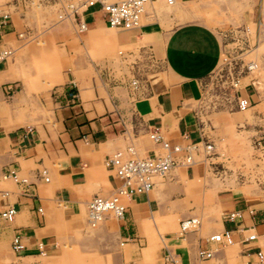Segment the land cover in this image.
<instances>
[{
    "label": "crops",
    "instance_id": "obj_1",
    "mask_svg": "<svg viewBox=\"0 0 264 264\" xmlns=\"http://www.w3.org/2000/svg\"><path fill=\"white\" fill-rule=\"evenodd\" d=\"M162 1L152 0V3L162 5ZM177 4L178 1L171 10L176 13L182 12ZM248 13L250 21L264 30L263 0H255ZM84 18L88 29L82 34V38L80 35L73 37V44L76 46H80L77 41H82V45L91 46L100 37H104L110 43L111 41H116L118 45L137 43L135 45L140 48L149 36L143 35L140 38L142 25L129 31L115 29V33L105 26L100 13L92 9L84 13ZM65 24L59 22L57 28L60 31L59 35L63 37L66 34L64 28L68 27ZM104 31L109 32L105 35L102 33ZM14 35L16 33L10 18L8 24L0 26V43H7L12 38L18 41L19 38H14ZM149 40L152 41L146 51L149 59L143 61L142 68L141 65H135L138 69L131 72L132 78L123 76L121 78L123 80L117 81L106 74L103 80L102 77H98L100 83L92 78L88 86L74 80L72 84L66 83L54 88L51 96L53 105L51 125L41 123L30 126L29 112L24 115L20 103L24 98L28 99L27 80L11 63H7V59L0 61V90L4 87L2 85L7 83L9 86L13 81L21 83L18 92L20 95L12 96L8 104L0 105V126L3 127L0 129V176L3 172L12 170L18 177L22 175L27 179V184L19 185L11 179L1 178L11 181L14 185V190L0 191V212L7 206L15 210L11 221H6L0 216V239L12 237L18 232L23 246L17 252L10 250L14 257H45L47 253L55 251L56 212L64 205L66 209L64 212L77 213L83 205L85 208L92 196L111 194L116 181L103 166V159L128 143L134 145L140 152L148 154L156 152L158 145L152 143L146 135L151 128L158 129L160 135L167 141L169 151L174 145L184 147L188 143H198L203 139L212 141L215 149L218 147L221 151L226 146L223 138L214 142L206 135L193 105V101L200 95L202 80L213 71L220 57L221 43L216 32L201 22L188 20ZM74 48V53L89 54L81 48ZM64 49L61 48L60 55L66 62L67 54H64ZM117 54L122 56L121 51ZM68 59L70 61L71 58ZM62 63L64 68L71 70L67 63ZM158 63H161L168 73L165 81L159 80L156 76L150 80L147 78V75L153 76L160 72L156 68ZM147 66L150 70H147ZM34 67L36 73L43 78L48 76L42 82L45 88L60 84L65 79L58 66L51 69L43 63H35ZM157 84L162 86L157 88ZM257 93L255 87L248 83L237 90L238 97L248 99L250 103L248 109L259 104ZM12 108L14 111H9ZM246 112L248 111L238 113L249 116ZM222 119L224 121L226 118ZM230 121L226 119L224 122ZM22 125H25L23 129L8 131ZM233 127L232 121L230 125H225L226 129ZM200 162L201 160L196 161L181 169L173 168L164 179H170L173 182L171 186L175 187L174 183L178 182L176 177L182 174L181 179L183 176V180L192 182L190 187L201 188L205 182L202 178L203 172L209 173V168L213 171L215 166L208 163L201 167ZM42 170L44 175H41ZM20 172L22 174L19 175ZM44 177L47 180H44ZM215 180L218 181L217 178ZM157 182L149 191L152 194L150 199L146 194L133 195L125 199L122 218L116 220V225L114 223L109 226L112 229L117 227V236L121 239L122 245L127 244L131 247L133 244H139L141 238L138 235H143L147 239V246L140 247L141 251L138 247L137 251L128 250L129 254L125 255L122 250L120 261L128 264L131 261L132 263L137 261L136 264H160L158 259L162 260L165 252H170L167 248L169 246L171 254L176 256L179 264H201L210 260L214 264H226L225 247H216L207 241V238L216 232L230 230L235 242L234 250L239 258H246L245 264L254 263L255 260L264 263V198L251 201L243 194H235L231 187L216 190L214 196L221 213L219 209H213V216L221 215L205 227L203 235H197L201 226V218L198 215L180 217L178 214L170 213L167 214V219L162 221L155 215H150V212L157 208V204L163 203L162 194L154 188ZM219 182L221 185L225 184L223 181ZM213 186L214 180L211 181L210 188ZM82 211L83 208L80 212ZM230 214L235 217L229 219ZM108 217L109 215H105L96 227ZM142 218L144 227L143 229L141 227L142 231L139 232L136 229V220ZM188 218H195L198 222L193 230L175 238L162 235L167 231H174L176 225L178 234L180 221ZM87 226L90 227L88 224ZM245 230L254 232L256 239L244 241ZM181 240H185V244H182ZM38 244L44 250V255L38 253ZM160 244L163 247L156 252ZM208 248H214L211 255L199 259L198 250ZM258 251L262 255L261 259L256 254ZM119 260L114 259L115 264H121Z\"/></svg>",
    "mask_w": 264,
    "mask_h": 264
},
{
    "label": "rangeland",
    "instance_id": "obj_2",
    "mask_svg": "<svg viewBox=\"0 0 264 264\" xmlns=\"http://www.w3.org/2000/svg\"><path fill=\"white\" fill-rule=\"evenodd\" d=\"M55 1L34 0L38 6L36 7L27 5L28 2L16 5L14 0H0V13L8 11L16 35L17 33L22 34V37L14 35V38H19L18 41H14L15 39L12 38L4 43L13 49L7 63H11L18 72H21L29 85L26 91L28 99L24 98L20 103L22 104L21 108L24 109V115L29 112L31 127L41 123L51 125L53 108L51 96L54 88L66 83L72 84L74 80L81 81L80 83L84 86H88L92 78L95 82L100 83L98 77H102L103 80L106 74L114 80H123L121 79L123 76L132 78L131 72L138 69L135 65H141L140 68H142L143 61L149 59L146 53L147 46L152 43L149 39L165 34L178 23L188 20L198 21L216 32L221 43V53L216 67L202 80L200 95L193 101V105L198 113V121L206 135L210 136L214 142L223 138L226 146L222 151L217 147L215 151L222 152V154L216 153V157L206 159L204 162H202L201 156L197 158V160H201V167H205L209 162L210 166H215L213 171L209 168V173L203 172L202 178L205 182L201 188L190 187L192 182L183 180V176L181 179L182 174L176 177L178 182L174 183L175 187L171 186L173 182L170 179L155 181L157 183L154 188L162 194L163 203L157 204V208L151 211L150 215H155L159 221L166 220L167 214L170 213L178 214L180 217L198 215L201 218V226L196 234L203 235L205 227L221 215L213 216V209H219L221 213L214 196L216 190L226 187V189H230L231 187L235 194H243L251 201L264 198V152L258 150L256 145L257 141L264 144V30L258 28L248 17V12L255 0H175L170 5L164 1H162V5L153 2L152 5L146 7L141 20L142 27L141 25V28L139 27L141 29L140 38L143 35H149L140 48L135 45L137 43H133V45H118L116 41L110 43L104 37H100V41L98 39L91 46H89L90 44L82 45V41H77L80 46L74 45L73 37L77 35L74 34L69 23L66 22L68 27L64 28L65 36L59 35ZM177 1V7L179 6L182 12L176 13L171 10ZM104 24L108 26L106 23ZM109 28L115 32V28ZM80 37L82 38V34ZM74 47L81 48L89 54L74 53ZM61 48H65L66 62L60 55ZM120 51L122 56L117 54ZM62 62L67 63L71 70L64 68ZM35 63H43L51 69L58 66L65 77L64 81L45 88L42 82L48 76L43 78L36 73ZM251 63L256 66L249 70L247 65ZM149 68L147 66V70H150ZM156 68L160 72L153 76L147 75V78L150 80L156 76L159 80L165 81L168 78V73L164 66L158 63ZM246 83L252 84L259 94L256 97L259 104L246 110L249 116L238 113L240 111L237 112L236 106L237 90ZM8 85L9 83L1 87L0 105H6L12 96L20 95L18 94L21 89L19 81L10 83V89L5 91V87ZM160 85L157 84V88H160ZM9 111H14V109H9ZM223 117L231 120L234 127L226 129L225 125H230L231 121L225 123L226 119L223 121ZM24 127L25 125H22L8 131ZM1 128L3 127L0 126ZM20 176L22 177V175ZM1 178L2 176H0V191L14 190L11 181ZM216 178L218 181L215 180ZM212 180L215 181V186L210 188ZM219 180L225 184L221 185ZM146 195L150 199L152 194L149 192ZM163 205L164 207H162ZM81 208H83L82 213L80 212ZM81 208L77 213L64 212L66 209L62 205L56 212L54 234L57 247L55 251L47 253L45 257L16 258L9 249L11 239L9 236L0 239V264H115L114 259H120L122 250L125 255H128L130 250L137 251L138 247L147 246V239L143 235H138L141 238L139 244H133L131 247L127 244L122 245L121 239L117 236V227L115 229L109 227L114 223L116 225V220L111 216L98 227H88L84 205ZM188 212L191 213L188 214ZM141 227L142 229L144 227L143 218L136 220V229L139 232L142 231ZM162 231L164 232V230ZM176 231L177 225L174 231H167L162 235L175 238L178 236ZM156 237L158 241L159 234ZM181 243L185 244V240H181ZM234 244L226 246L224 249L226 264H245L246 258L238 257V253L234 250ZM161 247L163 245L160 244L155 251L157 252ZM167 248L171 254V247L167 246ZM158 260L161 262L160 259ZM120 262L128 264L125 261ZM136 263L137 261L132 264ZM201 264H214V262L210 260ZM249 264L264 263L255 260L254 263Z\"/></svg>",
    "mask_w": 264,
    "mask_h": 264
},
{
    "label": "built area",
    "instance_id": "obj_3",
    "mask_svg": "<svg viewBox=\"0 0 264 264\" xmlns=\"http://www.w3.org/2000/svg\"><path fill=\"white\" fill-rule=\"evenodd\" d=\"M17 4H25L30 0H14ZM166 4H172L175 0H163ZM151 0H56L57 4L56 17L58 22H70L76 35L85 33L88 29L84 13L92 9L100 13L104 22L115 29L131 30L137 29L141 25V20L146 10V6ZM13 4L14 7L16 5ZM10 15L8 11L0 13V26L9 22ZM260 28V26H259ZM18 37L22 34L17 33ZM12 54V49L5 43H0V61L8 59ZM256 65L251 63L247 69H252ZM257 83V82H256ZM10 86L5 87V91ZM236 106L238 111L250 107L248 99L236 96ZM147 138L154 144L158 145V150L150 154L140 152L131 143L125 144L124 147L110 153L103 159V166L111 173L112 178L116 181L111 194L107 196L94 195L85 205L86 222L90 227L99 224L105 215L113 217L115 220L122 218L125 210V199L133 195L147 194L153 187L157 179H164L168 172L176 167H187L195 163L200 156L202 160L216 157L215 145L212 141L202 140L198 143H188L184 147L174 145L168 150V143L160 135L156 127L151 128L146 133ZM257 149L264 152V144L257 141ZM210 163V162H209ZM44 170L41 175H44ZM3 179H11L19 185L27 184V179L18 177L16 172L9 170L2 173ZM44 180H47L44 177ZM251 212V211H250ZM15 215V210L11 206L5 207L0 212V216L11 221ZM235 217L233 214L228 216L229 219ZM195 218H188L180 221L178 235L182 236L185 232L193 230L197 225ZM256 235L251 230H245L243 235L244 241H252ZM212 245L216 247H226L234 244L230 230H222L210 235L207 238ZM9 247L12 252L22 249L19 233L16 232L10 239ZM39 254H43L40 244ZM214 248L198 250L199 259L208 258ZM257 256L261 259L262 255L258 251ZM161 264H179L176 256L166 252L161 260Z\"/></svg>",
    "mask_w": 264,
    "mask_h": 264
},
{
    "label": "bare ground",
    "instance_id": "obj_4",
    "mask_svg": "<svg viewBox=\"0 0 264 264\" xmlns=\"http://www.w3.org/2000/svg\"><path fill=\"white\" fill-rule=\"evenodd\" d=\"M149 4H152V0H151V2H150ZM149 4H148V5H149ZM27 5H34V6H35L36 4L34 3V1H31V0H30V1L28 2ZM148 5H147V6H148ZM169 5H170V4H169ZM147 6H146V7H147ZM3 9H4V8H3ZM64 23H66V22H64ZM67 23H69V24L71 25L70 22H67ZM67 23H66V24H67ZM67 26H68V25H67ZM71 26H72V25H71ZM72 27H73V26H72ZM109 27H110V26H109ZM112 28H113V27H112ZM128 31H129V30H128ZM248 108H249V107H248ZM248 108L245 109V110H242V111H240V112L246 111V110H248ZM198 161H199V160H198ZM203 161H204V160H203ZM169 173H170V172H169ZM232 245H233V244H232ZM215 249H216V248H215ZM42 255H44V253H43ZM179 262H180V261H179Z\"/></svg>",
    "mask_w": 264,
    "mask_h": 264
}]
</instances>
